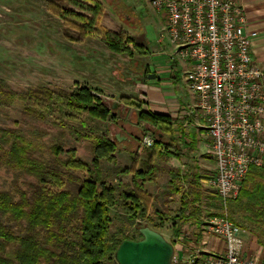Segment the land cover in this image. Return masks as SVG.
<instances>
[{
  "label": "trees",
  "instance_id": "16d2710c",
  "mask_svg": "<svg viewBox=\"0 0 264 264\" xmlns=\"http://www.w3.org/2000/svg\"><path fill=\"white\" fill-rule=\"evenodd\" d=\"M102 13V9L98 11V15ZM56 15L61 16L58 11ZM78 29L79 41L96 33L110 50L129 52L131 38L125 32L113 33L102 27L89 30L85 25ZM92 90L77 84L73 90L39 87L19 92L7 89L0 81V95L9 101L19 100L25 114L42 120L53 118L55 125L59 118L80 122L81 129L72 127L71 132L77 138L88 139L92 145V159L87 163L74 147L65 148L58 143L46 146L14 127H0V163L31 178L24 189H0V264H104L114 260L123 239L132 238L124 233L122 237L111 236L110 231V213L118 200L117 189L102 167L104 161L116 160L118 140L108 133L85 130L87 125L82 119L85 114L109 123L118 115L124 116L128 108L136 107L138 118L148 126L142 133L137 127L132 128L128 136L131 141L127 148L133 150L132 167L123 168L122 173H133V188L121 196L123 211L130 220H146V225L151 223L152 228L161 232L165 219L158 213L161 221L155 223L150 209L151 195L137 182L138 179L153 181L158 171L165 174L172 192L180 194L178 216L202 224V217L221 214L218 196L219 211L210 212L206 208L207 189L202 182L205 175L197 167L184 172V154L175 141L189 137L196 143L193 135L177 130L170 115L142 108L141 102L130 96H121V106L111 109ZM148 130L154 136L151 147L142 144ZM141 148L147 149L148 156L139 168ZM155 157L160 164L155 163ZM181 181H185L184 187L179 185ZM238 212L246 215V219H237ZM228 216L251 233L264 249L263 168L249 167L238 197L228 203ZM174 233L176 236L181 233L180 226L177 225Z\"/></svg>",
  "mask_w": 264,
  "mask_h": 264
},
{
  "label": "rangeland",
  "instance_id": "374dc122",
  "mask_svg": "<svg viewBox=\"0 0 264 264\" xmlns=\"http://www.w3.org/2000/svg\"><path fill=\"white\" fill-rule=\"evenodd\" d=\"M150 3L149 0H142L141 11L149 14L154 12ZM118 5H120L119 0H0V81L7 89L19 92L39 87L75 89L77 84L80 85L75 81L78 77L75 70L81 63L78 61L81 56L76 48L78 47L77 42H79L77 39L80 36L78 26L85 25L89 30H98L102 27L100 19L103 14L98 15V11L102 9L103 12L107 10V13L111 11L117 16H124ZM56 11L61 16L56 15ZM141 11L137 10L136 17L139 23L143 21L144 24L141 23L135 32H138L139 36L145 37L151 47L156 46L160 44L158 42L160 34L165 31H160L153 22L146 23ZM154 18L161 21L159 13L155 12ZM154 18H152L153 21ZM83 41L90 44L99 43L102 40L95 33L83 37L80 42ZM91 52L101 54V51L98 50ZM175 57L174 55L173 58ZM84 64L86 65L88 62H84ZM165 65L167 64L165 63ZM59 119V125H55L53 118L42 120L34 115L25 114L19 100L9 101L0 95V127H14L27 138L41 141L46 146L58 143L64 145L65 148L74 147L77 155L89 163L92 159L90 141L86 138H77L71 132L72 127L81 129L80 122L70 121L67 118ZM82 119L87 125L85 130L91 129L94 133L110 135L112 125H108L107 122L93 118L88 114L83 115ZM119 126L115 125L112 136L117 132H120L121 135L125 134L127 129L122 130ZM146 127L148 126L139 125L137 129L142 133ZM181 128L185 129L184 126ZM131 129L129 127L128 131ZM147 133H152V131L148 130ZM207 142L208 152L205 154L207 159L204 166L206 170L201 173L205 175V178H210L214 176V166H211L213 156L210 151L208 135ZM118 143L119 146L115 153L116 160L114 162L104 161L102 167L104 173L111 177L117 189L118 200L111 208L110 213L112 218L111 236L122 237V233H124L134 239H140L142 234L139 232V227L148 224V222L143 219L130 220L123 211L121 194L133 188V173H122L123 168L132 167V162L121 151L123 141H118ZM136 145L137 143L134 144V147ZM147 153V149L141 148V156L145 160L148 156ZM154 161L158 164L161 163L157 157L154 158ZM139 165L142 166L143 163L140 162ZM30 181V177L0 163V189L18 191L20 188H26ZM137 182L141 184L145 193L151 195L150 209L155 223L161 221L158 213L162 214L165 219V225L160 227V230L169 241L183 246L188 253L198 248H204L200 243L202 224H194L193 221L185 220L181 215H177L180 208V194H177L176 197L173 195V198L172 188L167 182L165 174L158 171L154 174L153 181L138 179ZM203 184L207 189V197L204 198L206 208L210 212L219 211V201L215 190L208 182L203 181ZM179 185L184 187L185 181H181ZM206 217H202L203 221ZM235 217L240 221L246 219V215L242 212H238ZM149 225L152 226L151 223ZM177 225L181 228V233L178 236L174 233ZM246 234V249L250 250L253 237L251 233ZM179 237H182L181 241L178 239ZM256 243L258 244V241ZM258 245L256 253L259 259L264 262V249L260 244ZM113 263H117L115 258L113 261L104 262V264Z\"/></svg>",
  "mask_w": 264,
  "mask_h": 264
},
{
  "label": "built area",
  "instance_id": "2783aa9c",
  "mask_svg": "<svg viewBox=\"0 0 264 264\" xmlns=\"http://www.w3.org/2000/svg\"><path fill=\"white\" fill-rule=\"evenodd\" d=\"M150 2L165 15L175 54L189 63L185 78L216 163L207 182L221 203V214L202 223L204 248L188 253L173 244L172 264H264L254 248L246 249V230L228 216V203L238 197L249 167L264 169V70L252 55L257 32L247 28L236 0ZM142 144L151 147L153 134H145Z\"/></svg>",
  "mask_w": 264,
  "mask_h": 264
},
{
  "label": "crops",
  "instance_id": "0c3cea01",
  "mask_svg": "<svg viewBox=\"0 0 264 264\" xmlns=\"http://www.w3.org/2000/svg\"><path fill=\"white\" fill-rule=\"evenodd\" d=\"M120 7L124 16L114 14L105 10L100 19V25L113 33L125 32L131 38L128 44L129 52H115L110 50L103 41L99 43L77 42L79 67L75 72L78 77L75 79L80 85H87L93 90L109 97L119 99L121 96H130L135 101L141 102L142 108L154 112L168 114L174 120L177 130H183L185 135H193L197 142L191 138L176 139L184 154V172L189 168L197 167L199 171L206 170L204 166L208 152L207 135L208 131L202 115L198 112L196 103V94L191 90L188 81L185 78V71L189 68L187 61L181 60L176 54V46L171 42L166 31V22L164 13L154 12L151 14L141 11L142 0H119ZM150 1V0H149ZM245 9L247 28L257 32L253 40L252 55L264 70V0H236ZM151 4V3H150ZM142 12L145 22H153L160 31L156 46H150V42L143 36L135 32L143 21L137 20L136 13ZM159 13L161 21H157L154 15ZM154 18V21L153 19ZM89 38V37H87ZM86 43V44H85ZM101 51V54L91 51ZM176 56L173 58V56ZM160 56V57H159ZM172 57L171 59H169ZM178 57V59H177ZM165 61V62H164ZM88 62V64H84ZM165 63L167 65H165ZM170 65V66H168ZM87 66V67H86ZM125 107H122L124 112ZM138 108L130 107L124 116L118 115L108 124L111 126V137H115V125L125 130L123 136H129L131 131L129 127L135 128L139 125H147L137 116ZM130 125V126H129ZM189 128V129H188ZM121 151L127 155L132 162V151L127 148L130 141L122 140ZM190 147H193L190 149ZM140 161L137 167L140 168V162L145 159L141 156V149L138 150ZM210 157V155H209ZM214 172L216 163L214 158ZM166 178V177H165ZM208 178H203L207 182ZM181 185V184H180ZM172 196H177L171 192ZM173 196V198H174ZM247 235V234H246ZM245 235V237H246ZM258 244L255 239H251V248L258 250Z\"/></svg>",
  "mask_w": 264,
  "mask_h": 264
},
{
  "label": "water",
  "instance_id": "95a60500",
  "mask_svg": "<svg viewBox=\"0 0 264 264\" xmlns=\"http://www.w3.org/2000/svg\"><path fill=\"white\" fill-rule=\"evenodd\" d=\"M92 92L101 97L111 109L121 106L117 99H111L95 90ZM112 139L131 141V138L121 135L120 132ZM139 232L142 238H125L117 247L115 258L118 264H172L174 245L163 233L149 225L140 226Z\"/></svg>",
  "mask_w": 264,
  "mask_h": 264
}]
</instances>
